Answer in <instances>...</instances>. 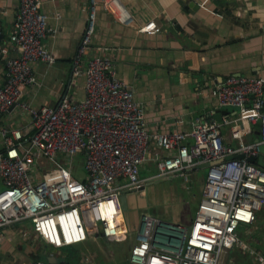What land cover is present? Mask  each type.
<instances>
[{
    "label": "built area",
    "instance_id": "built-area-1",
    "mask_svg": "<svg viewBox=\"0 0 264 264\" xmlns=\"http://www.w3.org/2000/svg\"><path fill=\"white\" fill-rule=\"evenodd\" d=\"M88 3L85 29L70 69L71 78L84 79V99L72 102L64 96L55 106L34 108L21 101L22 89L38 85L33 63L53 65L55 56L42 44L50 30L41 0H19L8 34L17 55L5 60L0 116L19 106L31 120L26 128L0 124V231L27 222L54 250L96 236L123 242L128 230L121 219L119 195L142 186L139 170L155 144L173 154L157 162L163 176H185L192 167L221 162L207 168L192 225L180 228L142 216L126 264H221L234 247L264 264V253L251 251L237 236L238 227L252 224L264 205V170L247 161L257 157L264 145V79L230 75L214 87L219 108L238 110L235 120L223 122L230 124L235 148L223 144V124L213 120L197 118L189 132L150 134L142 107L131 87L116 76L112 60L99 52L101 48L90 54L100 10L122 25H131V17L119 0ZM155 30L149 23L140 31ZM247 125L259 126L257 142L244 140ZM239 154L242 159L224 160ZM79 156L85 179L74 175Z\"/></svg>",
    "mask_w": 264,
    "mask_h": 264
},
{
    "label": "crops",
    "instance_id": "crops-1",
    "mask_svg": "<svg viewBox=\"0 0 264 264\" xmlns=\"http://www.w3.org/2000/svg\"><path fill=\"white\" fill-rule=\"evenodd\" d=\"M88 1L41 0L50 30L42 44L53 53L55 63H33L38 85L22 89V102L37 108L55 106L64 96L72 102L84 99V79L71 78L70 69L85 29ZM119 1L130 15L131 25H122L100 10L90 54L101 48L99 52L112 60L116 76L131 87L135 101L142 107L148 132H189L197 118L222 124L224 120H235L238 110L219 108L213 90L230 75L264 79V0ZM18 10L19 0H0V86L5 82V60L17 55L8 34ZM149 23H154L155 31H140ZM30 120L29 113L19 106L0 116V124L10 128H26ZM245 129L246 142L259 139L258 125H247ZM221 137L226 146L237 147L230 124H223ZM150 148L149 158L139 170L142 186L122 190L119 195L121 219L128 230L123 241L127 244L125 264L142 216L188 229L202 199L207 168L192 167L185 176L160 175L158 160L173 154L155 144ZM257 156L264 161V153L258 152ZM79 158L81 163L77 164ZM81 166L79 156L74 175L85 179ZM237 236L251 251L264 253V205L255 213L252 224L238 227ZM101 240L117 243L99 236L88 238L90 247L84 242L71 249L54 250L24 222L1 229L0 264H34L49 258L72 264H100L98 256L111 257L115 263L114 256L102 249ZM221 264L258 261L249 251L234 247L223 255Z\"/></svg>",
    "mask_w": 264,
    "mask_h": 264
},
{
    "label": "rangeland",
    "instance_id": "rangeland-1",
    "mask_svg": "<svg viewBox=\"0 0 264 264\" xmlns=\"http://www.w3.org/2000/svg\"><path fill=\"white\" fill-rule=\"evenodd\" d=\"M81 163V160L80 158L78 159L77 161V164H80ZM259 220L262 219V215L261 213L259 214ZM101 243V246H102V249L105 250L106 252L109 251L112 256H114V260H115V263L114 261H110L111 257H108L109 260L107 259H104L103 257H97L98 260L101 262L100 264H125V254H126V251H127V244L126 242H122V243H109V242H106V241H103L101 240L100 241ZM86 245L87 246H91L92 244L90 242H86ZM43 260L45 261V259L43 258Z\"/></svg>",
    "mask_w": 264,
    "mask_h": 264
},
{
    "label": "water",
    "instance_id": "water-1",
    "mask_svg": "<svg viewBox=\"0 0 264 264\" xmlns=\"http://www.w3.org/2000/svg\"><path fill=\"white\" fill-rule=\"evenodd\" d=\"M258 139H256L255 142H257ZM259 153L263 154L264 153V145H261L259 148ZM243 158V155L239 154V155H232V156H227L224 158L225 161H230V160H233V159H242ZM247 161L251 164H255L257 165L259 168L263 169L264 170V161L262 159V157H248L247 158ZM221 161H215V162H212V163H209V164H204L203 167L205 168H208L212 165H215L217 163H219ZM96 237H99V236H96ZM62 260L58 261L56 258H49L47 259V263H50V264H55L57 262H61Z\"/></svg>",
    "mask_w": 264,
    "mask_h": 264
},
{
    "label": "trees",
    "instance_id": "trees-1",
    "mask_svg": "<svg viewBox=\"0 0 264 264\" xmlns=\"http://www.w3.org/2000/svg\"><path fill=\"white\" fill-rule=\"evenodd\" d=\"M68 248L71 249L72 247H66L65 249H68ZM72 256L75 257L74 255H70V257H72ZM116 264H118V263H116Z\"/></svg>",
    "mask_w": 264,
    "mask_h": 264
},
{
    "label": "bare ground",
    "instance_id": "bare-ground-1",
    "mask_svg": "<svg viewBox=\"0 0 264 264\" xmlns=\"http://www.w3.org/2000/svg\"><path fill=\"white\" fill-rule=\"evenodd\" d=\"M199 166V165H198Z\"/></svg>",
    "mask_w": 264,
    "mask_h": 264
}]
</instances>
